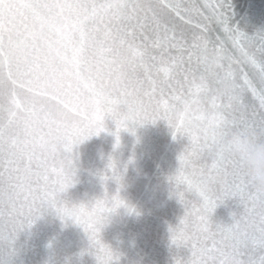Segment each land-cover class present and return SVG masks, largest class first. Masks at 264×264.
Wrapping results in <instances>:
<instances>
[{
    "label": "water",
    "instance_id": "water-1",
    "mask_svg": "<svg viewBox=\"0 0 264 264\" xmlns=\"http://www.w3.org/2000/svg\"><path fill=\"white\" fill-rule=\"evenodd\" d=\"M221 3L0 0V264H264V0Z\"/></svg>",
    "mask_w": 264,
    "mask_h": 264
},
{
    "label": "clouds",
    "instance_id": "clouds-1",
    "mask_svg": "<svg viewBox=\"0 0 264 264\" xmlns=\"http://www.w3.org/2000/svg\"><path fill=\"white\" fill-rule=\"evenodd\" d=\"M226 147L248 177L252 198L264 202V139L239 132Z\"/></svg>",
    "mask_w": 264,
    "mask_h": 264
},
{
    "label": "snow or ice",
    "instance_id": "snow-or-ice-1",
    "mask_svg": "<svg viewBox=\"0 0 264 264\" xmlns=\"http://www.w3.org/2000/svg\"><path fill=\"white\" fill-rule=\"evenodd\" d=\"M220 9V16H219V22L220 25L223 27L225 24L228 26V17L227 12L229 11L225 0H223V3L219 5ZM228 29L229 28L228 26ZM244 33H240V36H244ZM258 37H264V32H258L254 34ZM188 190L195 195H198L201 198L202 201V212L204 213L202 219L205 221V224L207 225V216L212 211V209L216 205V201L212 199V197L209 195V193L212 191V183L210 180L201 179L199 182L195 184H189ZM222 196H239L241 199L244 196V185L241 181H239L234 188H225L221 192ZM183 202V201H182ZM182 240H177L176 237L173 238L174 243H179Z\"/></svg>",
    "mask_w": 264,
    "mask_h": 264
}]
</instances>
